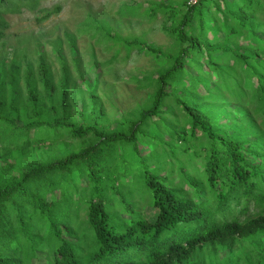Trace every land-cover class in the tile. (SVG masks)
Here are the masks:
<instances>
[{
    "label": "trees",
    "instance_id": "16d2710c",
    "mask_svg": "<svg viewBox=\"0 0 264 264\" xmlns=\"http://www.w3.org/2000/svg\"><path fill=\"white\" fill-rule=\"evenodd\" d=\"M187 1L144 9L172 53L116 43L159 67L115 128L61 55L57 84L43 58L25 90L16 62L0 72V264H264V0ZM37 3L0 0V21Z\"/></svg>",
    "mask_w": 264,
    "mask_h": 264
},
{
    "label": "rangeland",
    "instance_id": "374dc122",
    "mask_svg": "<svg viewBox=\"0 0 264 264\" xmlns=\"http://www.w3.org/2000/svg\"><path fill=\"white\" fill-rule=\"evenodd\" d=\"M162 2L179 7L182 0H37L34 10L1 13L0 21V72L16 62L19 65V87L25 90L24 71L30 66L37 76L40 58L49 68L52 81L60 78L58 57L61 55L70 70L75 83L84 91L96 87V93L103 103L106 116L116 121L125 113L144 103L150 90L141 89L134 82L143 75L153 73L158 63L150 55L127 52L120 39L139 38L165 53H172L174 41L163 30L162 19L150 20L144 12L147 2ZM60 8L49 19L39 21L44 11ZM99 21L115 39L105 38L97 42L83 32L88 19ZM71 41H74L72 49ZM101 65L97 69L93 61ZM74 62L83 78L77 79ZM38 78V77H36ZM41 91V84H37ZM200 93L203 91L200 89ZM80 109V102L76 103ZM141 153L148 149L139 147ZM198 163V162H197ZM164 175V174H162ZM130 181V179H128ZM149 214V213H148ZM238 214V212H237ZM152 216V214H150ZM43 259V258H42ZM34 264H45L44 260Z\"/></svg>",
    "mask_w": 264,
    "mask_h": 264
},
{
    "label": "built area",
    "instance_id": "2783aa9c",
    "mask_svg": "<svg viewBox=\"0 0 264 264\" xmlns=\"http://www.w3.org/2000/svg\"><path fill=\"white\" fill-rule=\"evenodd\" d=\"M201 0H188L187 1V4L189 6H194V5H197Z\"/></svg>",
    "mask_w": 264,
    "mask_h": 264
}]
</instances>
